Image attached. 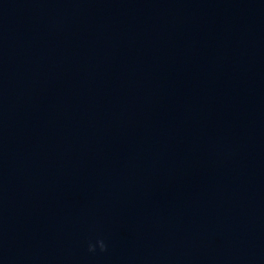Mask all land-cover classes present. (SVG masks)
Segmentation results:
<instances>
[{
  "label": "clouds",
  "instance_id": "clouds-1",
  "mask_svg": "<svg viewBox=\"0 0 264 264\" xmlns=\"http://www.w3.org/2000/svg\"><path fill=\"white\" fill-rule=\"evenodd\" d=\"M97 247L101 252L107 251V245L103 239H98L94 244L89 242L88 244V251L95 253L97 250Z\"/></svg>",
  "mask_w": 264,
  "mask_h": 264
}]
</instances>
